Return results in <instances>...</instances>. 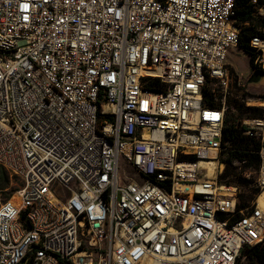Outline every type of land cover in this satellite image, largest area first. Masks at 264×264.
<instances>
[{
    "label": "built area",
    "instance_id": "obj_1",
    "mask_svg": "<svg viewBox=\"0 0 264 264\" xmlns=\"http://www.w3.org/2000/svg\"><path fill=\"white\" fill-rule=\"evenodd\" d=\"M235 1L0 0V166L22 182L0 264H237L264 242V116L243 123V202L218 182L227 106L204 96L242 51Z\"/></svg>",
    "mask_w": 264,
    "mask_h": 264
},
{
    "label": "trees",
    "instance_id": "obj_2",
    "mask_svg": "<svg viewBox=\"0 0 264 264\" xmlns=\"http://www.w3.org/2000/svg\"><path fill=\"white\" fill-rule=\"evenodd\" d=\"M259 9H264V0H236L235 15L233 17L235 25L240 28L239 47L242 51L249 54L250 62L255 69L254 61L256 56L250 44L255 37L264 39V17L258 13ZM204 96L209 106L219 105L222 98L221 96H216L215 93L209 92L207 89L204 92ZM214 98H216L217 101ZM227 106L223 143L228 144L233 149L231 153L232 158H236L240 161L246 160L247 165L254 164L257 168L259 165V157L256 152L259 149V145L253 138L244 134L245 128L240 126L242 117L237 116L235 111H232L234 107H230V105ZM237 108L238 110L242 109L239 105ZM248 110L253 116L248 119H256L264 116L262 111L258 109ZM258 111H260L259 115L257 114ZM230 163L231 162L228 161L229 165ZM7 172L8 171L4 168L0 170V189H5L9 185L10 180ZM218 182L220 184H237L238 186H244L251 194L249 200L257 193V190L253 187L254 181L237 175L235 169L230 166L227 168L225 174L219 176ZM247 252L252 261L251 264H264V242L254 246H247L243 253Z\"/></svg>",
    "mask_w": 264,
    "mask_h": 264
},
{
    "label": "rangeland",
    "instance_id": "obj_3",
    "mask_svg": "<svg viewBox=\"0 0 264 264\" xmlns=\"http://www.w3.org/2000/svg\"><path fill=\"white\" fill-rule=\"evenodd\" d=\"M258 13L264 17V9H259ZM227 63L229 65L227 85L211 81L208 83V87L215 90L216 96L222 97V101L225 102L226 106L230 105V107H234L232 108V111H235L237 116L242 117L240 120V126L243 127L244 121L253 117L248 109H258L264 114V77H262L258 83H250L252 75L257 70L251 64L249 54L244 51L236 49L230 50L227 57ZM238 105L242 107L241 110H238ZM260 111H258V115L260 114ZM225 148L220 162L224 165L223 174H225L227 168L230 166L235 169L237 175H241L242 178L254 181L256 171L255 165H247L246 162L232 158L231 153L233 152V149L231 146L228 145ZM228 161L231 162L230 165L228 164ZM2 168L3 167L0 166V170ZM126 172L129 175L131 174L129 168H127ZM7 173L10 181L7 188L0 189V203L12 198L15 195V192L22 186L20 179L11 175L9 172ZM229 185L238 187V190L241 191V200L243 202H246L251 198L250 192L247 191L244 186H238L237 184ZM251 263L252 261L247 252L242 253L237 264Z\"/></svg>",
    "mask_w": 264,
    "mask_h": 264
},
{
    "label": "bare ground",
    "instance_id": "obj_4",
    "mask_svg": "<svg viewBox=\"0 0 264 264\" xmlns=\"http://www.w3.org/2000/svg\"><path fill=\"white\" fill-rule=\"evenodd\" d=\"M200 173L206 178H212L216 175V162L202 161L199 163Z\"/></svg>",
    "mask_w": 264,
    "mask_h": 264
},
{
    "label": "water",
    "instance_id": "obj_5",
    "mask_svg": "<svg viewBox=\"0 0 264 264\" xmlns=\"http://www.w3.org/2000/svg\"><path fill=\"white\" fill-rule=\"evenodd\" d=\"M264 77V71L263 70H257L250 79V83H258L261 78Z\"/></svg>",
    "mask_w": 264,
    "mask_h": 264
}]
</instances>
